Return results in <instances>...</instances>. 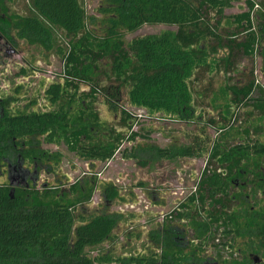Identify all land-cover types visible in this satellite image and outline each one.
Segmentation results:
<instances>
[{"label":"trees","instance_id":"trees-1","mask_svg":"<svg viewBox=\"0 0 264 264\" xmlns=\"http://www.w3.org/2000/svg\"><path fill=\"white\" fill-rule=\"evenodd\" d=\"M22 1L11 15L17 38L55 55L62 71L44 91L48 110L12 113L9 100L0 99V158L38 168L61 156L41 147L45 143L103 164L119 155L140 167L192 158L203 159L204 167L192 191L165 215L163 248L128 259L87 253L113 237L118 221L115 214L77 211L92 197L93 184L69 202L57 198L55 188L38 192L0 183V264H183L185 249L193 252L196 241L213 242L216 234L220 242L243 233L264 241V208L236 209L231 192L245 163L264 157L262 129L250 124L254 116L264 117V0H244L240 12L230 10L241 0H106L103 35L89 28L84 0ZM144 24L174 29L125 38L124 32ZM256 56L263 57L260 79ZM219 79L227 107L199 119L195 111L210 107ZM125 94L133 105L195 122L189 142L149 143L147 132L134 129ZM103 109L110 120L103 119ZM237 125L242 136L235 141L230 132ZM77 187L71 185L75 194ZM117 195L113 185L105 187L104 197Z\"/></svg>","mask_w":264,"mask_h":264},{"label":"rangeland","instance_id":"rangeland-1","mask_svg":"<svg viewBox=\"0 0 264 264\" xmlns=\"http://www.w3.org/2000/svg\"><path fill=\"white\" fill-rule=\"evenodd\" d=\"M21 3L22 0L18 4L11 0H0V18L4 25V30L0 34V99L9 100L8 108L12 113L45 111L52 105L44 96V91L51 82L60 79L62 63L55 55L45 52L39 44H31L17 38L15 20L11 15L17 11L15 8H23ZM84 3L89 28L98 35L105 34L108 19V13L104 11L106 0H84ZM244 7V0H241L235 3L230 12H240ZM173 29V26L165 24H144L136 31L124 32V36L128 40L136 35L156 34ZM261 56L255 57L256 76L259 79L263 64ZM247 66V62H244L243 68ZM223 80L217 81L218 90L210 107L196 109V117L202 119L203 115H213L219 106L227 107L228 95L223 90ZM123 98L124 106L134 114L137 121L134 129L141 133L147 132L149 143L163 146L189 142V135L195 129V122L177 120L170 111L156 112L133 105L126 94ZM101 113L103 119L110 120L105 109L101 110ZM243 119L244 116L241 117L242 121ZM250 124L253 127L260 126L262 135L259 139L264 141V117L254 116L250 119ZM236 127V130L230 132L231 138L235 141L242 136V133L238 132L241 126ZM208 131L211 137L215 136L212 128ZM41 147L49 151H58L61 156L57 160L38 162L33 177L35 166L33 163L24 162V167L31 173L28 180L30 186L38 192L55 188L57 198L61 197L71 202L87 193V189L93 184L92 197L78 206L77 211L86 215L110 213L118 217L113 237L87 249L91 257L103 254L128 259L131 255L159 252L163 248L164 230L167 228V223H164L165 215L192 191L194 182L204 167L203 159L194 158L174 163L159 162L153 164L151 168L140 167L134 161L125 160L119 155L103 164L81 160L62 145L42 143ZM6 163L0 160V183L9 182ZM252 172L259 174V177H254ZM249 178L251 180L254 178L256 183L251 184ZM74 183H77V189L79 188L76 194L71 191V185ZM107 185H113L117 189V197L113 199L104 197ZM231 192L236 209H256L258 206L264 208V157H253L245 163L244 170L240 172L239 185L233 184ZM178 226L182 227L180 224ZM186 226L189 230L188 224ZM250 226H254V223L250 222ZM238 238L236 246L240 251L237 250L234 258L240 264H244L242 259L249 255V252H253L252 250L264 252V241L246 233ZM202 249L201 254L211 259L215 257L210 246ZM182 253L187 255V260L192 254L189 249Z\"/></svg>","mask_w":264,"mask_h":264},{"label":"flooded vegetation","instance_id":"flooded-vegetation-1","mask_svg":"<svg viewBox=\"0 0 264 264\" xmlns=\"http://www.w3.org/2000/svg\"><path fill=\"white\" fill-rule=\"evenodd\" d=\"M0 160L7 162L6 165L9 174L8 175L9 184L11 185L21 184L28 186L30 185L28 180L31 177V173L29 170H27L24 167V163L20 162L19 164H16L13 163L12 161H9L8 158H0ZM33 166H35V168L33 170L32 177L35 175V172L37 170V164L34 163ZM239 182H240V173L235 178L234 184L239 185ZM243 184L244 182H242V186ZM176 233H178V231ZM191 233L192 232L189 231L190 235ZM230 239L231 238L229 239L224 238L223 241L220 242L219 235L216 234L213 242H211L210 240L205 242L204 240L202 242L196 241L198 247L196 246L197 248H195L193 252L190 251L192 253L190 254V259L186 260L183 264H240L239 261L235 260L234 258L235 254H237V250H239V248H237L236 246L237 245L236 241H238L239 238L237 237L233 241ZM228 241L229 243L227 244ZM187 246H189L188 242H187ZM205 246H210L211 249L214 251L215 257L213 259L201 254L203 250L202 247ZM252 251L253 252H249V255H246V257L242 259V262H244V264H253V263L264 264V255H263L264 252L261 253L259 250L257 252H254V250Z\"/></svg>","mask_w":264,"mask_h":264}]
</instances>
